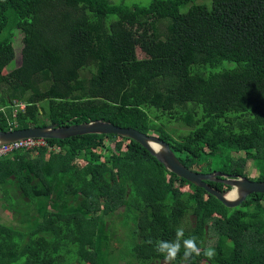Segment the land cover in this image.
Returning <instances> with one entry per match:
<instances>
[{
	"label": "trees",
	"instance_id": "obj_1",
	"mask_svg": "<svg viewBox=\"0 0 264 264\" xmlns=\"http://www.w3.org/2000/svg\"><path fill=\"white\" fill-rule=\"evenodd\" d=\"M193 1L0 0V130L39 126L30 123L40 115L42 125L102 119L159 136L198 172L248 177L251 159L258 176L248 178L264 181V0ZM16 30L22 60L5 71ZM223 60L236 65L202 71ZM15 100L25 106L14 114ZM172 122L187 131L173 135ZM47 141L35 161L33 150L0 157L13 216L0 220V264H167L155 241L181 227L216 255L185 262L181 249L172 264H264L263 193L227 207L116 134Z\"/></svg>",
	"mask_w": 264,
	"mask_h": 264
},
{
	"label": "water",
	"instance_id": "obj_2",
	"mask_svg": "<svg viewBox=\"0 0 264 264\" xmlns=\"http://www.w3.org/2000/svg\"><path fill=\"white\" fill-rule=\"evenodd\" d=\"M116 134L132 139L145 147L168 171L187 180L195 186L204 188L227 207L240 205L252 193L264 194V181L252 180L242 175H228L221 171L198 172L191 170L180 162L170 148L169 144L155 134H147L132 127H120L102 119L87 122L58 125L48 123L45 125L27 128L0 130V144L12 142L27 137H44L47 139H63L83 134ZM207 181H219L230 186L225 190H218ZM236 189V192H233ZM229 195L235 199H228Z\"/></svg>",
	"mask_w": 264,
	"mask_h": 264
},
{
	"label": "rangeland",
	"instance_id": "obj_3",
	"mask_svg": "<svg viewBox=\"0 0 264 264\" xmlns=\"http://www.w3.org/2000/svg\"><path fill=\"white\" fill-rule=\"evenodd\" d=\"M111 2L114 3H124L127 5H147L151 0H110ZM193 2L195 3H202L207 5L208 7L211 6V0H194ZM187 5L180 7V11H185L187 9ZM115 16H109L107 17L108 22L112 19H114ZM169 19L168 18H160L157 20L156 25H157V30L160 34V37L163 38L164 37V33L166 30V25L168 23ZM22 36L23 34L19 31H15V36H14V40H13V47H14V51H15V57L14 59L6 66L5 71L10 70L12 68H14L15 66L20 65L21 60H22V48H23V42H22ZM136 53L138 57H143L144 53L140 50L139 47L136 48ZM236 63L233 61H227V60H223L221 61L220 64H217L214 67H204L205 69H202L203 72L208 73L212 70H220L222 68H230L235 66ZM91 68H85L83 69L82 73L87 76L90 72ZM149 111V110H148ZM49 119L45 116V115H40V117L38 119H34L30 124L31 125H42L44 124V122H48ZM168 129L169 131L172 132L173 135H177V134H183L187 131V128L184 127L182 124L176 123V122H172L170 124H168ZM111 147L113 148V143L111 144ZM35 153V152H34ZM37 153V152H36ZM28 154V156H32L34 158V161L36 160V157L34 155L37 154ZM235 156H244L245 153L243 151H240L238 153H234ZM84 164L85 161L80 160L79 164ZM162 171L161 168H158L156 171H154L155 174H160ZM245 173L247 174L248 177H256L258 176V170L255 167L254 162L251 159H248L246 164H245ZM182 189H189V190H193V185L192 184H188L187 182H185L182 187ZM3 204V200L1 198V194H0V220L7 222V223H13V216H12V212L8 209H4L2 207ZM120 210V208H119ZM110 218L114 219V220H118L119 217L116 213H110ZM124 229L123 228H118V235L121 236L123 234ZM122 242H124L126 240V237L123 236L121 237ZM121 248H124L121 245ZM202 264H206V262L204 261Z\"/></svg>",
	"mask_w": 264,
	"mask_h": 264
},
{
	"label": "clouds",
	"instance_id": "obj_4",
	"mask_svg": "<svg viewBox=\"0 0 264 264\" xmlns=\"http://www.w3.org/2000/svg\"><path fill=\"white\" fill-rule=\"evenodd\" d=\"M236 189H233V192H236ZM228 199H235V196L229 195ZM148 244H152L153 241L149 239L147 241ZM181 249H183L182 259L185 262L190 261L194 256L199 257L202 254L209 259H212L216 255V251L214 247H206L203 250L200 246H198L196 237L185 238L184 229L177 228L176 236L174 240H156L155 241V250L162 254L165 258L167 264H172V262L176 261L178 255L181 253Z\"/></svg>",
	"mask_w": 264,
	"mask_h": 264
},
{
	"label": "built area",
	"instance_id": "obj_5",
	"mask_svg": "<svg viewBox=\"0 0 264 264\" xmlns=\"http://www.w3.org/2000/svg\"><path fill=\"white\" fill-rule=\"evenodd\" d=\"M25 104L21 101L15 100L13 102V113L15 114L19 108H24ZM41 147H48L47 138L44 137H27L18 139L12 142L0 144V157H6L16 151L37 150Z\"/></svg>",
	"mask_w": 264,
	"mask_h": 264
}]
</instances>
